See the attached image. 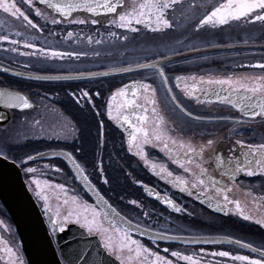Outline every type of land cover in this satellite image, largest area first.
Listing matches in <instances>:
<instances>
[{"label":"flooded vegetation","instance_id":"1","mask_svg":"<svg viewBox=\"0 0 264 264\" xmlns=\"http://www.w3.org/2000/svg\"><path fill=\"white\" fill-rule=\"evenodd\" d=\"M16 2L18 5L20 4V0H16ZM124 2L128 6L138 3L139 0H124ZM216 2L217 0H183L182 7H178L172 17L174 20L172 29L157 33L142 29L139 33H128L129 40L127 42L123 40L113 42L108 37L107 32L110 26L106 19L103 24L95 26L70 24L67 21L53 25L50 19L45 21L42 17L35 15L34 9L29 10L25 6L22 10L26 11L33 23L43 27L44 31L41 32L26 27L24 22L0 9V35H8L10 40L20 41L21 51L27 50L23 48V44L26 39H30L38 47L43 46L64 51L79 50L88 53L86 57L79 59L73 57L44 61L43 58L37 60L8 51L7 49L11 45L0 42V65L8 67L12 71L36 75L83 77L71 80L36 81L0 72V87H8L10 90L22 92L28 95L34 104L32 109L10 110L11 120L0 126V136L2 137L0 153L15 160L16 156L11 154L3 146L4 144L25 146L30 142L48 143V146L43 144L37 152L46 149H63L72 153L81 166L86 169L91 182L110 204L122 216L131 219L134 223L139 222L143 228L171 235L196 236L206 239L224 237L264 249V227L255 223L256 219L264 218V175L247 176L240 173L235 181H231L227 177L224 178L227 186L232 189L229 199L239 201L240 209L244 215H249L252 219L244 220L235 204L224 205L227 209L224 214L214 212L208 209L195 195L189 196L186 193H181L167 179H162L157 174L159 166L163 165L173 172L174 177L184 175L183 170L158 148H153L151 145L143 146L149 161L148 164L141 157L128 152L127 140L131 131L130 127L123 122L109 119L106 114L107 102L117 89L122 88L125 84H131L133 81H142L152 84L157 89L156 107L159 115L163 117L165 127L169 129L181 127L186 133V138L193 137L195 142H202V139L206 138H218L220 144L217 152L225 158H230L233 155L230 149L235 146L237 139L251 144L264 143V118L244 116L237 107L224 103L222 99L211 92L206 96L197 92L196 95L201 99L198 104L195 99L184 96L183 85L180 88L175 86V76L177 75H206L208 73L240 75L258 71V69L239 67V65L249 62L256 63L264 58V48L260 47L264 45V26L259 23L247 26L233 24L231 28L225 27L222 32L207 30L197 33L194 30L198 19L206 9H210ZM193 4L197 6L195 9L189 7ZM36 6L40 7L49 17L55 15L52 10L45 9L43 5L37 4ZM86 15L90 14L82 10L73 13L74 17ZM56 18L59 17L56 16ZM111 30L118 34L125 31L116 28H111ZM16 32L23 35L17 36ZM50 32H54L56 35H50ZM68 32H72L73 36L68 37ZM85 34L91 35L94 40L102 36L105 43L103 45L89 44ZM206 41L235 46L202 51L199 56L206 57V59L198 58L197 54L189 52L186 46L190 44L203 46ZM167 48H178L184 53L183 56L174 57L171 64H165V72L173 89L172 94L177 96L179 103L191 111L193 116H201L204 119L195 120L185 116L173 104L155 71L136 68L137 63L158 59L159 57L154 53L166 51ZM94 50H99L101 56H94ZM26 64L27 67H25ZM129 66L133 68L132 71L90 75L91 73L117 71ZM81 90L90 93L91 102H77L72 93L79 94ZM216 91L219 92L220 97L226 95L219 87L216 88ZM97 92L100 95L97 96ZM137 95L140 96L137 102L144 103L142 89ZM131 98L132 92L129 91L127 99ZM125 99V97H117V100L114 101V115L116 114L115 105L124 103ZM124 114L130 115L135 121V116L128 110H124ZM148 115H152L150 111ZM33 118L41 120V125L35 126L32 123ZM240 120H243L244 123H237ZM0 122L2 123V121ZM55 128L62 132L61 137L64 134L62 129L69 131L74 129V131L68 139L54 136L50 138L37 137L34 140L28 138L30 131ZM149 130L151 131V129ZM209 133L211 136L208 135ZM25 159L18 163L23 169L24 178L30 190L35 194L37 191L42 192L41 197L36 196L41 208L46 206L43 196L48 197L47 206L54 214L58 207L60 211L65 212L64 209H61L64 207L62 206L64 205L63 201L72 196H77L89 204L97 206L91 196L78 183L63 159L42 160L33 162V164L25 163ZM38 162L47 163L39 166ZM151 163L158 165L157 172L152 170ZM214 164L215 160L209 159L204 166L210 175L220 179L224 169L216 168ZM45 165L49 167L45 168ZM28 166L36 168L37 173L26 174L25 167ZM98 166L103 167V173L100 172ZM56 167L62 171L57 173ZM51 174L52 177H49ZM105 178L109 181L107 184L103 183ZM36 179L41 181L40 189H36L35 184L30 183ZM45 181L48 182V185ZM56 184H64L66 194L57 189ZM144 185L168 196L184 210L181 212L171 211L158 200L148 197L145 194ZM208 195L217 196L216 192L211 189L208 191ZM51 199H54V202H51ZM217 199L223 202L222 196ZM132 200H136L141 207L131 204ZM144 212H148L149 217H145ZM0 221L3 222L0 224V257H2L0 264H8L9 257L3 250L5 246L13 248L12 260L14 264H28L13 223L1 202ZM70 222H74V220ZM103 223L105 227L109 226L107 219H103ZM133 236L141 240L147 247L159 251L161 255H167L163 251L165 248L181 250L185 254L200 252L203 249L205 253L225 250L230 251L233 255H247L250 259L260 258V255L255 252L231 242L181 245L153 243V241L140 238L137 235ZM3 242H7V244L5 245ZM209 260L214 264H242L240 261H232L231 258L212 256H204L202 264H207ZM181 264H185V262L182 261Z\"/></svg>","mask_w":264,"mask_h":264},{"label":"snow or ice","instance_id":"2","mask_svg":"<svg viewBox=\"0 0 264 264\" xmlns=\"http://www.w3.org/2000/svg\"><path fill=\"white\" fill-rule=\"evenodd\" d=\"M183 0H139L138 3H132L126 6L124 0H20V4L16 0H0V9L4 13H9L12 17H15L30 29H37L44 31L43 27L30 19L26 11L22 10L25 6L27 9H34L35 15L42 17L45 21L50 19L51 24L59 25L64 21L70 24L77 25H100L107 20V24L110 26L107 35L113 41L123 40L127 42L129 40L128 33H139L142 29H146L149 32L157 33L165 30L172 29L174 27L173 15L178 7H182ZM43 5L45 9L52 10L55 14L51 17L45 14L40 7L36 5ZM191 9H195L196 5H189ZM84 11L90 15L84 17L73 16L74 12ZM58 16L59 18H56ZM259 23L264 26V0H217L210 9H206L205 13L198 19V22L194 25V30L199 33L207 30L224 31L225 27L231 28L233 24L240 26L255 25ZM111 28L123 29L122 33L112 31ZM50 35H56L54 32H50ZM15 35H23L20 32H16ZM86 35L87 42L89 44L95 43L96 45H103L105 40L101 36L99 39H93L91 35ZM68 37H72L73 33L68 32ZM0 42H6L11 45L8 51L18 53V55L29 58H36L37 60L43 58L44 61L49 59L55 60L64 58L79 59L80 57H86L88 53L86 51L79 50H55L47 47H38L36 43L30 39H26L23 48L26 51L20 50V41L9 38L8 35H0ZM189 52L197 54L198 58L206 59V57H200L199 54L202 51H207L211 48L221 47H233L235 45H225L220 43H213L212 41H206L203 46H197L196 44L186 45ZM264 48V45L260 46ZM111 55V53H108ZM93 55L96 57L101 56L99 50H94ZM158 56V59L150 60L146 63H137V69L153 70L155 71L162 83L165 86V91L170 95V99L173 104L184 113L185 116L201 120L204 119L201 116H193L191 111L185 109L177 100V96L172 94L173 89L169 84V78L165 72V64H171L174 57L183 56L184 53L178 48H167L166 51H160L154 53ZM28 65L26 64L25 67ZM239 67L250 68L258 71H252L237 75L235 73L231 75H216L213 73L208 74H191L188 76L177 75L175 76V86L180 88L183 85L182 92L184 96L189 99H195L196 103H200V96L196 93L200 92L201 95H208L210 92L216 95L219 99H222L224 103L237 107L244 116L255 118L257 116L264 118V58L256 63L249 62L247 64L239 65ZM3 71H9L8 68H3ZM122 71H132L131 66L121 69ZM20 75V73H15ZM90 75H96L91 73ZM107 75V73H104ZM36 79L41 77L37 76ZM60 79L61 77H54ZM190 82V83H189ZM219 87L221 91L226 93L225 96L220 97L216 88ZM143 90L144 103H138L140 96L137 95L139 90ZM132 92V98L127 99L128 92ZM156 93L157 89L150 83L142 81H133L131 84H125L122 88L117 89L109 98L106 106V114L109 119L117 122H123L127 124L131 131L127 140V151L133 153V155L141 157L146 164L149 163L147 154L143 150V146L151 145L153 148H158L160 152L168 156L172 162L180 169L183 170L184 175H176L172 171H169L165 166H159L156 163H151V168L154 172H157L162 179H167L169 183L173 184L181 193H186L189 196L195 195L198 199L200 196H208V191L214 190L217 194L216 197H208L209 206L211 202L216 200L217 197L222 196L223 205L235 204V207L244 220L252 219L249 215H244L240 209V202L229 199V193L232 191L227 186L225 177L231 181H235L240 173H244L247 176H255L257 174L264 175V143L251 144L242 139L235 140V146L230 149L232 156L225 158L222 154H218L217 149L220 144L218 138H206L202 139V142H195L193 137H187L183 128L176 127L169 129L164 126L163 117L159 115L156 107ZM72 95L76 97L77 102L84 101L85 103L91 102L92 96L88 91L81 90L79 94L73 92ZM96 95H100L99 92ZM117 97H125V102L119 105H115L114 113V101ZM0 105H3L9 109L26 110L34 108V104L27 95H22L19 92H9L7 90H0ZM94 107V105H93ZM124 110H128L135 116V121L131 116L124 114ZM149 111L151 116L148 115ZM6 117L0 116V120ZM222 119V118H221ZM32 123L35 126L41 125V120L33 118ZM237 123H244L243 120L237 121ZM151 129V131L149 130ZM63 136L57 134V138L68 139L72 132L69 130H63ZM195 135V134H194ZM203 135V134H202ZM211 136V133L208 134ZM171 145V147H170ZM3 153H0L2 155ZM42 153H38L37 156L28 154L26 156L25 163L29 161H36L38 158H43ZM68 163L72 166L74 173L81 178L85 184L89 185L92 191H96L95 187L91 184L89 175L86 173V169L81 166L77 158L72 153H64ZM242 157V158H241ZM7 158V155H4ZM209 159H214V167L222 168L221 178L217 179L208 173L207 168L204 166L208 163ZM49 167L45 165V168ZM101 173H103V167L98 166ZM57 173L62 170L59 167L55 168ZM26 174H35L37 169L34 167H25ZM174 177V178H173ZM109 181L105 178L103 183L107 184ZM34 183L36 189L41 188V181L36 179L31 181ZM45 183H48L45 181ZM55 187L65 192L66 188L64 184H56ZM35 190V189H34ZM151 195L152 193L149 192ZM37 197H41L42 192H36ZM98 201L97 206L89 204L87 201L72 196L70 199L63 201L64 205H68L67 215H64L60 208H57L55 213L56 221L54 227L59 226L60 231H64V226L70 221H73L86 229L88 235H96L101 238L104 249L110 254L115 256L119 264H202L204 256L231 258L232 261H240L242 264H264V249L252 247L251 244H245L240 240H233L231 243L237 244L241 247L249 248L252 252H259V259H250L247 255H233L230 251H215L211 253H205L203 249L200 252H192L191 254H185L181 250H170L168 248L163 249L167 255H161L159 251L153 250L147 247L141 240L134 238L133 231L139 233V235H149L152 238L153 243L156 240H175L176 236H169L166 234L157 233L155 237L151 236V230L148 228H141L140 223L133 224L131 219L121 216V214L110 204L107 200L99 195L97 192ZM156 198L161 199L159 193H156ZM47 206V196H43ZM165 203L169 204L175 212H181L184 209L177 206L167 196L163 197ZM131 204L136 207H141L136 200L130 201ZM217 208L220 211H226L227 209L222 207L217 202ZM145 217H149L148 212H144ZM109 221V226L105 227L103 219ZM255 223L264 227V218L256 219ZM0 224H3L0 221ZM122 225V226H121ZM196 240L197 238H192ZM207 242V241H205ZM5 245L7 242H3ZM4 252L7 253L9 260L8 264H14L12 257L14 251L12 247L5 246ZM81 255H84L83 253ZM171 257V258H170ZM2 259V257H0ZM68 264H73L71 260ZM207 264H214L213 261H207Z\"/></svg>","mask_w":264,"mask_h":264},{"label":"water","instance_id":"3","mask_svg":"<svg viewBox=\"0 0 264 264\" xmlns=\"http://www.w3.org/2000/svg\"><path fill=\"white\" fill-rule=\"evenodd\" d=\"M76 2H79V0H76ZM3 68L8 67L0 65V72L2 73L12 75H16L15 73H20V75H17L22 76L20 78L36 81H59L83 78L75 77L72 75H36L24 72H15L10 69L9 71L5 72L2 70ZM118 71L122 72V70L106 71L96 73V76L103 75L104 73L112 74ZM37 76L41 78L36 79L35 77ZM54 77L61 78L55 79ZM0 90H7L9 92H19L12 89L10 90L8 89V87H0ZM19 93L22 95H26L22 92ZM10 110L11 109L0 105V116L6 117L5 119L0 120L2 121V123L0 122V126L5 125L11 120ZM38 130L39 129H37V131ZM58 131L62 133L60 130ZM29 136L28 138H32ZM35 138H33V140ZM38 153H42L44 155L42 159L38 158L37 160H52L56 158L63 159L71 170V172L73 173V175L76 177L79 184L93 198L98 208H100V206L97 204V192H99V195L101 197L107 200L92 182L91 184L95 187L96 191H92L89 185L85 184V182L81 178H79L77 174L74 173L72 166L68 163L67 158L64 155V153L70 152L61 149H49ZM38 153H35L33 156H37ZM144 190L145 194L148 197L158 200L162 205L166 206L171 211H174L169 204L164 202L163 197H165L166 195L160 194L155 189L152 190L147 185H144ZM149 192H151L152 194L150 195ZM156 193H159L161 199L156 198ZM36 196L37 195L32 192L28 187L20 165L17 162L9 158L5 159L3 155H0V201L14 223L16 232L20 239L22 251L27 259L28 264H68L69 260H71L73 264H119V261L116 260L115 256L110 255L104 249L101 238L96 235H88L87 230L81 228L79 224L75 222H69L67 225L64 226V231H60L59 226L54 227V212L51 211L49 207L46 208V206L41 208L37 202ZM208 197L212 196H201L199 200H201L208 209L214 212L222 214L226 212L218 210L217 202H219L222 207L226 208L223 205V202L218 199L213 200L211 202L210 207ZM108 203L110 202L108 201ZM133 224L135 223L133 222ZM140 227L143 228L142 226ZM157 233L166 234L151 230L152 237H155ZM133 235H137L140 238H145L147 240L152 241V238H150L149 235L141 236L135 231H133ZM166 235L176 236L178 237V239H158L156 240V242H173L182 245H206L209 243H229L233 241L224 237H213L211 239H206L196 236L171 234ZM192 238L197 239L193 240ZM82 253L84 255H81ZM255 253L259 255V252Z\"/></svg>","mask_w":264,"mask_h":264},{"label":"rangeland","instance_id":"4","mask_svg":"<svg viewBox=\"0 0 264 264\" xmlns=\"http://www.w3.org/2000/svg\"><path fill=\"white\" fill-rule=\"evenodd\" d=\"M57 134H61L56 128L55 129H49V130H44V129H39L38 131L37 130H34V131H30L29 132V137H32V138H35V137H44V138H50V137H57ZM46 145L48 146L49 144L48 143H43V142H38V144H36L35 146H30L29 147V151L27 150V152L30 154V155H34L35 153H37V150L42 146V145ZM51 145H53L54 143H50ZM11 153V152H10ZM12 154V153H11ZM17 156V155H15ZM26 158V157H24ZM26 160V159H25ZM47 162H38L39 166H42L43 164H45ZM40 171V170H39ZM46 175H48L46 173ZM49 177H52V175H50ZM47 184V183H46ZM48 185V184H47ZM51 202H54V199H51L50 200ZM52 205L54 207H56V205L54 203H52ZM64 207H62L61 209H64L65 212L61 211L64 215H67V208H68V205H62Z\"/></svg>","mask_w":264,"mask_h":264},{"label":"trees","instance_id":"5","mask_svg":"<svg viewBox=\"0 0 264 264\" xmlns=\"http://www.w3.org/2000/svg\"><path fill=\"white\" fill-rule=\"evenodd\" d=\"M36 144H38V142H30V143L26 144L25 146H19L16 148L14 147L13 149H11L10 152L14 155H17L15 157L16 161H21L22 159H24V157H26L29 154L27 152V150L29 151V147L32 145L35 146Z\"/></svg>","mask_w":264,"mask_h":264},{"label":"bare ground","instance_id":"6","mask_svg":"<svg viewBox=\"0 0 264 264\" xmlns=\"http://www.w3.org/2000/svg\"><path fill=\"white\" fill-rule=\"evenodd\" d=\"M1 136H0V140H1ZM4 147H6L7 149H8V151H11V149H13L14 147L16 148V147H19V145H16V146H14V145H8V143H6V144H4L3 145ZM50 173V172H49ZM52 175V174H51Z\"/></svg>","mask_w":264,"mask_h":264}]
</instances>
